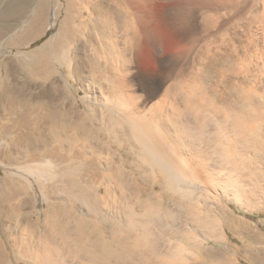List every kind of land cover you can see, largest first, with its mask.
I'll list each match as a JSON object with an SVG mask.
<instances>
[{"label":"bare ground","instance_id":"bare-ground-1","mask_svg":"<svg viewBox=\"0 0 264 264\" xmlns=\"http://www.w3.org/2000/svg\"><path fill=\"white\" fill-rule=\"evenodd\" d=\"M63 1L56 34L18 61L24 83L0 90V226L15 233L5 239L15 263L180 264L218 247L228 257L208 198L220 187L239 201L234 181L214 172L240 161L244 115L211 102L197 76L177 71L162 93L136 67L137 48L158 53L154 38L176 25L150 18V0ZM84 69L86 99L73 84L82 87ZM136 82L144 95L132 94ZM188 95L207 113H194ZM4 244L0 236V264H13Z\"/></svg>","mask_w":264,"mask_h":264},{"label":"rangeland","instance_id":"rangeland-1","mask_svg":"<svg viewBox=\"0 0 264 264\" xmlns=\"http://www.w3.org/2000/svg\"><path fill=\"white\" fill-rule=\"evenodd\" d=\"M18 1L21 2L0 0V90H7L11 84L12 87L24 83L26 74L18 66L21 58L38 52L45 42H24L21 48H8L21 45V41H8V37H11L12 29L29 23L27 13L33 14L32 10H23ZM64 8V1L56 0L54 28L63 19ZM147 12L150 18L167 16L176 25L175 29L162 30L158 38H154L158 53L153 48H137L136 67L150 77L155 76L162 84V93L169 86H175L173 78L177 71L183 72L189 80L192 79L188 77L197 76L200 85L208 91L211 102L218 106L222 102L232 105L245 117L237 145L241 158L228 151L240 161L238 159L236 165H225L214 172L222 181H234L237 191L241 190L239 201L232 195L223 194L220 187H213L208 198L210 214L217 216L219 238L228 243L231 254L223 257L220 255L223 248L218 247L217 254L211 257L189 258L180 264H264V0H150ZM84 13L82 19L86 21L87 14ZM147 21H150L149 28L155 33L153 20L148 18ZM84 39L90 42L86 36ZM85 50L82 53L89 55V47ZM179 50H183L184 55L176 58ZM156 59H162L159 67L151 66ZM86 69L81 73L84 86L73 83L78 97L84 99L85 84L91 82ZM93 86V91H89L91 94L98 90L96 83ZM141 87L136 82L132 94L142 92L140 94L144 95L146 92ZM188 96L186 100L194 107V113H207L206 105L200 103L202 100ZM210 100L206 102L210 103ZM169 207H173L183 221L182 213L173 204ZM8 225L4 221V226H0V236L5 241L6 254L16 264L9 241L5 240L15 237ZM164 241L162 245L166 247L168 243ZM185 251L186 256H191V250Z\"/></svg>","mask_w":264,"mask_h":264},{"label":"crops","instance_id":"crops-1","mask_svg":"<svg viewBox=\"0 0 264 264\" xmlns=\"http://www.w3.org/2000/svg\"><path fill=\"white\" fill-rule=\"evenodd\" d=\"M22 9L32 10V16L27 13L28 24L24 27H18L16 30L12 29L11 37H8V41L19 42L21 46H24V42L33 43L38 41H46L50 37L54 36L58 30V26L55 27V15L54 7L56 4L49 3L48 1L40 0H20ZM24 1V2H23ZM36 2V3H35ZM42 2V4H41ZM46 11H48L46 13ZM47 15V17H46ZM46 22V25H45ZM53 22V23H52ZM53 27V31L51 28ZM21 48V47H18Z\"/></svg>","mask_w":264,"mask_h":264}]
</instances>
